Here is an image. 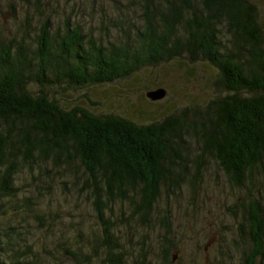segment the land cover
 I'll return each mask as SVG.
<instances>
[{"label":"trees","instance_id":"trees-1","mask_svg":"<svg viewBox=\"0 0 264 264\" xmlns=\"http://www.w3.org/2000/svg\"><path fill=\"white\" fill-rule=\"evenodd\" d=\"M123 1L114 22L101 21V33L118 32L106 41L71 17L55 27L44 0L22 16L8 7L17 25L13 35L0 33V264H182L173 253L185 227H177L171 205L198 208L220 179L240 201L226 205L230 216H241L239 241L224 255L264 264L257 7L249 0ZM184 62L207 66L212 93L161 119L142 122L96 111L90 99L89 106L67 100ZM58 190L86 211L66 218L52 211ZM33 232L42 234L38 241H30Z\"/></svg>","mask_w":264,"mask_h":264},{"label":"rangeland","instance_id":"rangeland-1","mask_svg":"<svg viewBox=\"0 0 264 264\" xmlns=\"http://www.w3.org/2000/svg\"><path fill=\"white\" fill-rule=\"evenodd\" d=\"M33 1L31 4L22 5L19 0H0V33L2 35H13L17 25V21L13 20L10 14H7L9 5H15L20 12L19 15L22 16L25 15L26 9L34 10ZM44 1L46 10H48L47 13L53 19L55 27L62 24L66 18L71 17L72 24H80L85 29L94 30L93 32L99 37L103 36L105 41L114 40L118 37L117 30L110 29L111 26L108 27L110 33H106V35L100 32V28L103 19L107 20L113 17L114 22L118 18L117 12L125 7L123 0H99L96 4H93V0ZM249 1L257 7L258 21L264 35V0ZM92 7L93 12L90 14ZM31 18L36 25V18L33 15ZM211 77L213 76L207 66H194L187 62L173 63L153 71L144 72V74H140L128 82L120 83L116 87L88 89L84 93H87L89 98L83 96L82 93H71L67 100L73 103L84 102L87 105V99H90L91 102L99 104L95 109L96 111H115L123 116L148 122L161 119L176 107L194 100V98L196 101H205L213 90L209 85ZM156 83L164 85L162 88L167 90V95L161 101L151 102L146 98V93L154 91L149 87L152 88V84ZM223 184L224 181L221 179L217 186L215 183L211 184L210 192H208L205 201H200L199 207L196 209L183 200L171 205L172 211L176 214L177 227H185L179 232L180 235L182 234L180 239L183 240L180 251L173 253L176 254V259L177 256L182 257V264H239L238 254L231 252L224 255V252L229 249L227 244L231 240L239 241L238 231L241 222V216L236 219L230 216L226 205H233L240 201H237L232 190ZM58 191L57 198L54 200L57 201L58 199V201L54 205H50L52 211L59 212L63 218L68 217L69 213L73 215L80 211H86L87 207L82 206L83 204H78L81 205L79 208H83L78 210L75 198H62L65 196L60 190ZM185 214H188L189 217L187 218ZM187 220L191 222L186 225L182 224L183 221ZM41 235L33 232L29 235V239L30 241H38V237ZM129 237L130 234H123V239H129ZM205 241L210 243V246L206 252L205 250L203 252L201 247ZM62 260L63 264L68 262L66 259Z\"/></svg>","mask_w":264,"mask_h":264},{"label":"water","instance_id":"water-1","mask_svg":"<svg viewBox=\"0 0 264 264\" xmlns=\"http://www.w3.org/2000/svg\"><path fill=\"white\" fill-rule=\"evenodd\" d=\"M165 96H166V91L164 89H157L154 91H150L146 94V97L153 102L161 101L165 98ZM209 246L210 243H208L207 246L205 247V251L208 250Z\"/></svg>","mask_w":264,"mask_h":264}]
</instances>
